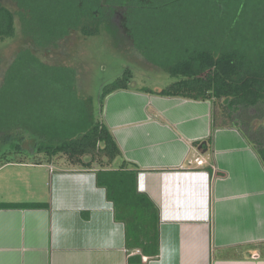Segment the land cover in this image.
Returning <instances> with one entry per match:
<instances>
[{
  "label": "crops",
  "instance_id": "obj_1",
  "mask_svg": "<svg viewBox=\"0 0 264 264\" xmlns=\"http://www.w3.org/2000/svg\"><path fill=\"white\" fill-rule=\"evenodd\" d=\"M211 116L207 101L136 90L105 100L137 189L158 209L159 256L127 248L95 171L26 161L0 169V204L47 206L0 208V264H264V166L238 129L213 130Z\"/></svg>",
  "mask_w": 264,
  "mask_h": 264
},
{
  "label": "trees",
  "instance_id": "obj_2",
  "mask_svg": "<svg viewBox=\"0 0 264 264\" xmlns=\"http://www.w3.org/2000/svg\"><path fill=\"white\" fill-rule=\"evenodd\" d=\"M172 5H179L181 10L175 19L166 17L164 12ZM150 22L154 23L152 30L135 31V23ZM172 24L180 25L176 30L189 28L198 34L186 42L175 37L174 41L180 43L168 55L163 46ZM115 27L136 39L147 56L151 54L150 38L159 40L157 51L163 49L162 55L172 58L153 63L168 72L172 80L158 90L134 88L132 73L127 71L102 88L96 106L78 95L76 71L72 69L74 74L69 75L68 83L51 68L65 55L68 42L97 37ZM207 28L211 32L204 33ZM5 44L15 47L16 54L24 48L32 56L41 55L27 57L26 62L28 66L40 62L45 75L41 77L42 86L46 90L50 86L69 87L79 102L75 103L73 118L67 116L61 121L54 113L51 115L48 102L43 112L36 115L17 91L11 94L10 105L2 101V89L21 82L16 75L9 77L0 86V169L28 160L56 164L64 159L74 169L95 171L97 185L106 189L107 198L113 203L115 219L125 225L128 249H139L148 258L159 256V214L149 197L139 193L137 171L125 161L103 119L109 95L119 90H136L207 101L212 106L213 130L238 129L264 166V126L258 123L264 119V0H0V47ZM63 45L64 51L60 52ZM16 54L11 57V69L21 58ZM53 59L55 64L51 63ZM217 104H221V115L216 112ZM46 206L0 204L6 209ZM135 262H142V258Z\"/></svg>",
  "mask_w": 264,
  "mask_h": 264
},
{
  "label": "rangeland",
  "instance_id": "obj_3",
  "mask_svg": "<svg viewBox=\"0 0 264 264\" xmlns=\"http://www.w3.org/2000/svg\"><path fill=\"white\" fill-rule=\"evenodd\" d=\"M164 12L166 17L175 19L174 17H178L181 10L179 5H172L166 7ZM196 14L197 13H195V15ZM190 15L194 14L190 13ZM151 24L154 23H141L140 25L135 23V31H142L141 28H149V30H152L150 28L154 27H151ZM177 27H180V25L172 24L167 29L168 34L165 38V46H163V48L168 55L171 54L175 47L180 43V41H174L175 37H180L177 39L186 42L187 39H191L193 35L198 34L189 28L176 30ZM36 29L39 28L36 27ZM119 29L120 28L115 27L112 30L102 32V34L97 37L68 42V48L66 49L65 47V55L60 57L61 60L58 61V65H53L56 67L51 68L53 71H57L59 77H65V81L68 80L69 75L72 76L74 74L72 69L76 71L78 95L81 98L83 97L91 100L96 106H98L97 100L99 99L102 88L105 85L112 83L127 71L132 73L133 78L131 86L134 88L146 87L158 90V87L165 85L172 80L170 74L158 65L160 61L167 62L172 58L165 57L166 54L162 55V47H160L162 50L159 49L160 51H157L159 47V43L157 42H159V40H154L153 37L150 38L151 43L148 49H151V54L147 56L143 54L137 45L136 39L130 38L129 35ZM30 30L33 29L30 28ZM208 30L209 28H207L204 33H208ZM200 31L203 32V30H199V32ZM209 32L211 31L209 30ZM205 38L207 39V37ZM64 45L59 49L60 52L64 51ZM153 48H155L158 53L153 52ZM14 50L15 47H9L8 44L0 47V56L3 54L0 57V86L2 87L6 80L8 82L9 77L11 76L16 75V77L21 79V82L18 80L20 84L16 82L17 85L14 84L11 87H4L2 89V101L10 105V101L8 100L11 99V94L17 91L21 97V101L26 102V105L32 107L33 110L35 109L34 111L36 112V115L37 113L41 114V112H43L46 102H48L51 106L49 107L51 110L50 112H52L51 115L54 113L61 121L66 119L67 116L73 118L75 103L79 102V99H75L74 92H71L72 89L70 90L69 87L66 86L65 88L56 86L51 87V84H46L50 86L46 90V87H43L41 84V77L45 75L41 71L40 62H37L35 66H28L26 62L27 57H41V55L37 54L32 56L30 52H28L27 49L24 50V48L21 50L20 54H16V51L14 52ZM15 54L21 58L18 63L12 65L13 68L11 69L9 68L12 64L11 57H14ZM50 57L56 56L51 55ZM54 60L56 59L52 60V64H55ZM153 60L157 61L158 64L156 62L153 63ZM30 76L36 77L31 81H22ZM33 87L35 89H33ZM56 94L57 96H54ZM221 111V104H217V114L221 115ZM220 121L222 122V118H220ZM258 123H262L264 126V119L259 120ZM56 164L61 169H74V167H70L64 159L58 160ZM2 182L3 181L0 180V188L6 193L7 186Z\"/></svg>",
  "mask_w": 264,
  "mask_h": 264
},
{
  "label": "built area",
  "instance_id": "obj_4",
  "mask_svg": "<svg viewBox=\"0 0 264 264\" xmlns=\"http://www.w3.org/2000/svg\"><path fill=\"white\" fill-rule=\"evenodd\" d=\"M195 162L199 165V166H202L205 164L204 160L200 159L199 157H197L195 159Z\"/></svg>",
  "mask_w": 264,
  "mask_h": 264
},
{
  "label": "water",
  "instance_id": "obj_5",
  "mask_svg": "<svg viewBox=\"0 0 264 264\" xmlns=\"http://www.w3.org/2000/svg\"><path fill=\"white\" fill-rule=\"evenodd\" d=\"M205 144H206V142H203V143L200 145L199 150H201Z\"/></svg>",
  "mask_w": 264,
  "mask_h": 264
}]
</instances>
